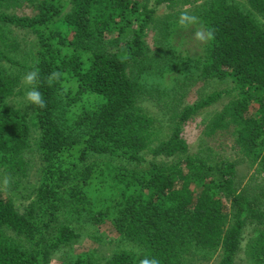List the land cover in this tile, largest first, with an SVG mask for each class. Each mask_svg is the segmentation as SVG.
Returning <instances> with one entry per match:
<instances>
[{
	"label": "trees",
	"instance_id": "trees-1",
	"mask_svg": "<svg viewBox=\"0 0 264 264\" xmlns=\"http://www.w3.org/2000/svg\"><path fill=\"white\" fill-rule=\"evenodd\" d=\"M182 13L195 20L181 24ZM12 28L37 38L33 64L12 54L22 51ZM189 62L199 71L192 80L224 88L184 103L177 75ZM33 69L45 107L21 109L12 98ZM147 77L163 87L152 88L162 96L153 113L141 106ZM221 98L203 129L216 138L230 128L242 155L208 161L205 150L188 152L182 131ZM28 112L39 131L34 144ZM33 149L39 182L23 183ZM257 158L264 171V0H0V264H48L79 242L82 202L92 222L108 220L117 234L69 254L71 264H198L183 255L204 249H220L216 264H235L248 222L263 225L247 240L248 264H264V181L235 182L236 166ZM25 187L36 197L20 212L6 190ZM48 199L63 218L53 228L33 219L35 202ZM23 235L31 252L14 242Z\"/></svg>",
	"mask_w": 264,
	"mask_h": 264
},
{
	"label": "rangeland",
	"instance_id": "rangeland-1",
	"mask_svg": "<svg viewBox=\"0 0 264 264\" xmlns=\"http://www.w3.org/2000/svg\"><path fill=\"white\" fill-rule=\"evenodd\" d=\"M238 1L244 5H247V0H238ZM162 10L165 11V8L160 7L159 11L162 12ZM254 14L257 15L255 12ZM12 31L13 32H11V34L9 35H12L13 37L16 36L17 43H20V48H22V51L17 50L12 54L15 55L16 59L19 58V60L22 61L23 63L33 64L31 55L32 56L35 55V49H37V41H38L37 38L35 37L34 34L27 33V31H25L24 29L12 28ZM196 31H198V29L195 26L190 30L191 33H194ZM186 32H189L188 28L186 29ZM153 36H154V32L151 33V37ZM108 40H109L108 38L104 39L103 42L108 43V45L104 44V48L109 46ZM187 41L189 43L188 38ZM152 42L153 40L151 39L150 45H152L153 47ZM197 47H199V44L197 45ZM2 64L4 67L8 68L9 71H15L16 69L8 62L2 61ZM180 68L183 70V73L177 76H178V81L182 82L181 91L184 93V97H183L184 103H192L197 97L199 90L202 93H208L217 88H224L225 86L224 83H221L219 81H211V83H209L205 80H202L201 78H198L196 82L195 80H192L193 77H195V75L199 73V71L194 67L192 62L185 63ZM22 71H24L23 68ZM26 72L27 70H25V73ZM148 73H152V72H146L145 74ZM153 74L154 72L150 75L153 76ZM24 75L25 74H23L21 78V83L19 87V89L22 91V95H16V97L12 98V100L15 102V106H18L21 109L22 108L24 109L25 106H27L26 104L22 103V98L24 96L25 91L27 90L23 81ZM148 77L144 80V82L147 81V86L145 89L146 93L141 99V106L143 109L147 110V112L153 113L157 109L155 107L157 103L156 98H160L162 96L158 97L159 94L158 92L156 93L152 92V88L158 86V84L156 85L157 79L153 80L152 78H150L149 80H147ZM154 78H156V75L154 76ZM190 85L192 86L190 87ZM171 86H175V84H172ZM203 86H205V88H202ZM157 88L159 89V91L163 89L162 86H158ZM167 92H169L171 96L172 92L170 90V86ZM152 93L153 95H150ZM175 93H177V90ZM225 102H227V98H221L217 103L212 105L203 115L195 116L194 118H191L190 120H188V122H186V124L183 127L182 136L188 145L189 153L197 152L198 150H205L206 152L205 151L204 152L206 153V156L204 157V159L208 161L212 159L218 161L219 158L232 159L238 156L237 154H240V156L242 155V153L239 152V148L237 146H233L231 143L232 131L230 130V128H222V130H220L216 135V138H212L210 136L208 137L206 133L209 130L203 129L204 125H206L207 119L208 118L210 119V116L212 115L210 112L217 110ZM27 114H29L28 118L31 128V136L33 137L32 143L34 144L36 139H38L39 137V131L36 129L34 123L32 124L33 117L31 115V112H28ZM34 151L35 149L27 153V158H29V163L30 164L33 163V164L29 167V172H27V176L24 177L23 183H26L27 181H30L32 184L39 182L37 180V174L35 173L34 170L41 167V162L40 160L37 159V154ZM259 160H260L259 158L255 159L254 161H250L249 159H247L238 166H236L235 182L242 185L251 176L257 177L259 180L264 181V171L258 172L256 170L258 167H260L258 165ZM172 161L173 160H171V162ZM141 166L142 165H139L138 168H141ZM248 181H250V179ZM0 186H1V182H0ZM0 188L3 189L2 187ZM6 189L7 188H5V190ZM6 192L12 197L13 201L15 202L20 212L23 211V208L28 203H30L34 197H36V192H33L30 187H25L19 190L15 189L14 191L11 190L10 192L6 190ZM67 199L74 200L73 197H71L70 195L67 196ZM35 203L41 206V209L33 217V219L36 220L37 224L40 227L41 226L47 228H49L50 226H52V228L56 227L59 223V221L56 218L63 219L59 215L61 211L55 212V209L48 206L51 203H53L51 200L48 199L47 204L43 203V205H41L40 202L38 203L37 201ZM81 204L84 208V214L80 215L78 218L80 219L78 226L80 228V234H81L79 242L74 243L70 247L66 246L64 247V249H61L55 254H53L48 264H71V262H69L70 259L67 258L69 254L75 256L81 251H84L92 246L94 247L96 245H99L97 238L107 243L109 239L114 238L115 235L117 234L115 228L111 225L110 221L108 220L105 222L102 221L101 223L94 221L92 222L91 219L89 218L91 214L89 208L86 207L85 203L82 202ZM224 204L226 205V207H228L230 203L224 201ZM73 207L74 206H69V208H73ZM262 227L263 225H256L255 223L248 222L247 225L243 228V234L240 242V252H238L236 256L235 264L249 263L247 260V256L249 257V255L245 252L247 240L250 239L252 236H254L253 228H262ZM41 229L44 230L43 227ZM92 233L95 235L94 239L88 237V235ZM46 234L47 233H43L44 236ZM7 236L13 237L14 235L12 233H8ZM15 238L16 239L14 240V242L18 247L24 250H28L29 252L33 250V247L31 245L32 242L28 244L26 241H24L26 239L24 235L16 236ZM219 251L220 249L216 250L215 252H211V250L206 251V249H204L203 251L200 250L199 254H196L192 258L188 256V254H184L183 257L187 260L191 259V261H198V264H216L217 261L219 260ZM64 252L67 253V255H65ZM204 254L211 256L206 259L202 256ZM199 257H202L204 259L198 260ZM252 263L257 264L256 261H252Z\"/></svg>",
	"mask_w": 264,
	"mask_h": 264
},
{
	"label": "clouds",
	"instance_id": "clouds-1",
	"mask_svg": "<svg viewBox=\"0 0 264 264\" xmlns=\"http://www.w3.org/2000/svg\"><path fill=\"white\" fill-rule=\"evenodd\" d=\"M195 20V17H190L188 16L186 13H182L180 16V23L181 24H185L189 21H193ZM198 38H203L202 34L197 33ZM207 38L208 39H212V32H208L207 34ZM56 74H53V78L55 77ZM38 76H39V72L37 69H33L31 71H28L24 77H23V81H24V85L26 87V91L24 93V96L22 98V103L28 105H34L39 106L41 108L45 107V99L42 95V93L38 90V87H36L37 84V80H38ZM52 82V78H50L49 83ZM141 264H159V261L156 259H148L145 258L141 261Z\"/></svg>",
	"mask_w": 264,
	"mask_h": 264
}]
</instances>
